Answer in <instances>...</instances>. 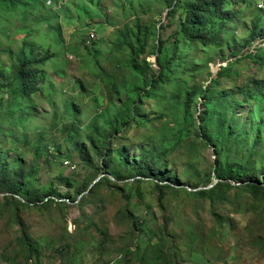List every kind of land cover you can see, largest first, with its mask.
<instances>
[{"label":"rangeland","instance_id":"374dc122","mask_svg":"<svg viewBox=\"0 0 264 264\" xmlns=\"http://www.w3.org/2000/svg\"><path fill=\"white\" fill-rule=\"evenodd\" d=\"M27 1L30 5L24 10L19 7L14 11L0 9V68L10 65L11 53L19 49L27 32L34 34L28 39L36 46L39 42L44 48L52 44L58 58H65V62L59 68V74L53 71L48 74V70L43 69L44 76H49L47 88L37 89L34 98H27L21 104L22 108L10 110L14 105L8 108L9 103L5 106L2 103L0 108V180H5V184H23L22 196L18 197L26 203L25 206H14L11 201H5L4 194H9L0 183V264H264L263 209L238 190L230 191L228 201L217 205L167 192L165 196L169 202H165L164 207L158 203L157 190L147 186L140 188L143 201L134 199L135 205L131 206L125 196L136 192L132 180L117 184L118 190H111L101 182L108 189L103 188L92 197L88 192L82 196L84 191L78 193L84 184L91 185L98 178L103 179L106 165L110 172H116L117 154L124 151H108L90 128V125L101 127L100 119L95 124L92 119L97 111H107L109 98L112 100L108 91L112 81L123 79V71L106 49L116 42V34L123 27H139L145 38L144 27L159 31L161 25H167L177 14L172 15L165 5L159 8L155 0H143L150 9H143L141 0H38V4ZM253 7L238 5L236 11L249 31H252L253 21L260 19L261 35L264 36V11ZM93 17L96 18L93 20ZM244 33L245 30L239 29L238 39H244ZM91 34L94 39L88 43ZM151 37L152 41L155 35L151 34ZM83 42L89 48L82 47ZM156 43L153 42L152 51ZM259 49H264L262 37L249 50H243L244 54L250 52L253 56L248 60L243 58L231 68L236 76L222 82L218 92H238L234 98L244 103L240 91L250 82L247 78L264 80V67L261 68L264 52L259 54ZM232 50L231 47H219L214 51L182 43L177 62L167 72L165 86L158 87L155 92L149 93V88L145 92L134 89L133 77L126 74L127 89L110 102V114L113 116L117 112L126 93L133 91L136 95L135 91H138L140 103L146 106L141 113L145 126L155 120L149 127L153 130L151 137L142 145L124 147L130 168L140 165L146 151L154 156L164 154L156 168L159 178L179 188L193 190L199 185L200 189H206L218 183L214 169L216 158L221 155L226 165L239 162L248 168L251 179L257 175L264 183L263 166L259 162L262 154L257 152V148L264 147V110L256 119L253 130L249 127L251 124L238 128L246 134L243 140L237 137L239 144L232 143L218 151L212 140L206 145L200 144L202 134L199 131L192 133L201 127L199 115L205 112L204 99L211 97L212 89L204 97L198 92L192 103L194 110L189 109L193 110L190 115L196 127V130L188 131L189 139L170 153L166 154L163 149L153 151L157 144L171 143L177 136L174 129L181 128L185 95H172L174 101L169 107L167 94L171 97V91L177 89L184 93L187 89L201 91L211 86L221 69L234 62L230 57ZM96 54H100L98 58L101 59L99 78L104 74L100 80L90 72L95 68L98 74V65L93 59ZM155 59L149 57L148 61L151 63ZM206 65L208 71L204 68ZM152 70L145 78L157 75L158 63ZM174 71L177 74L171 76ZM100 83L108 87L107 93ZM94 84L100 88L93 89ZM143 97L146 98L143 100ZM99 106L102 108H97ZM130 106L133 107V102ZM70 108L76 112L72 113ZM234 112L237 120L251 123L248 113L253 112V108L245 105ZM136 135L132 133L131 137ZM197 135H200L198 139ZM190 140L199 145L189 152ZM36 155L41 156V163L34 166V175L30 176ZM240 156L251 161L250 165L247 166ZM106 159L109 160L105 163ZM60 174L64 179L59 180ZM207 178L211 183L205 187ZM62 180L66 183H61ZM123 183L128 187L124 188ZM51 185L60 191L61 201L67 193L72 198L77 197V201L67 200V206L51 204V197L47 196ZM37 200L38 204L34 203ZM149 211L151 215H148ZM135 216L146 221L144 228H153L162 237L142 252L137 247L142 237L141 229L135 227L131 219ZM22 235L32 242L33 255L23 243Z\"/></svg>","mask_w":264,"mask_h":264},{"label":"trees","instance_id":"16d2710c","mask_svg":"<svg viewBox=\"0 0 264 264\" xmlns=\"http://www.w3.org/2000/svg\"><path fill=\"white\" fill-rule=\"evenodd\" d=\"M37 1L38 0H33V4H38ZM155 4L159 8L165 5L167 9L171 11V14L174 15V13H176L177 17H174L173 20L170 19L167 25H161L159 31L144 27L143 30H146L145 38L141 36L139 27H123L116 34V42L106 49L109 54L113 56L115 64L123 71L122 81H112V86L110 85L109 87L108 91L112 96V100L119 97L123 91L127 89L126 78L128 76L126 74L128 73L133 77L132 79L135 83L132 84L133 88L136 90L140 89L145 92L148 90L147 88H149L148 92L150 93L155 92L158 87L165 86L167 72L173 64L177 62L180 45L182 43H184L185 46L193 44L202 49H212L214 51L219 47H222V49L231 47V50L234 48L232 50L233 52L230 54L234 62L229 64V67L221 69L217 77L212 80L211 86L206 89H201V91L193 88L187 89L184 93L180 89H177L171 91V97L167 94L166 97L169 100H166L169 107H171V102L174 101L172 95L176 93L185 95L183 99L184 104H182L183 113L181 111V128L174 129L177 131V136H175V139L171 143L162 142L160 145L157 144L158 146H155L153 151H160L163 149L167 154L172 152L175 147H178L182 141L189 139L190 135L188 131L191 132L192 130H196V127L192 124L193 121L190 115V111L194 110L192 103L195 101L198 92L200 96L202 94L204 97L211 89L213 91L211 97L208 98V100L204 99L205 103L203 102L205 112L199 115L201 127L199 130L192 133H197L199 131L202 134V139L199 140L202 142L200 144L206 145L207 142L212 140L217 151L224 147H228V145L232 143L239 144L238 139L243 140L246 134L238 128H246L251 124L249 127L253 130V128H255L254 123L256 119H258L261 112L264 110V80L261 81L257 79L251 81L253 77L247 78L250 82L244 85L240 91L245 99L244 103H239L234 98V95H237L238 92L231 93L229 91L228 93H220L218 90L221 88L222 82L227 78L236 76L231 69L234 65L242 62L243 58L248 60L253 56V53L250 52L244 54L243 50H249L255 40L259 36H262L260 19L253 21L252 31H249L246 23L236 11L238 5L241 7L245 5L247 8H252L253 0H155ZM29 5L30 2L27 0H0V9H5L7 11H14L17 7H19L20 10H24ZM141 7L143 9H150L148 5H141ZM95 18L96 17H93L92 19L94 20ZM239 29L245 30L244 39H238L237 31ZM58 30L60 29L58 28ZM151 34L155 35L152 41ZM33 35L34 34L27 32L21 39L19 49L11 53L12 59H10V65L5 69H3V67L0 68V108L2 103L3 106L9 103L8 108L14 105L10 110L13 108H22L21 104H23L27 98H34L37 89L47 88L49 76H44L43 69L46 68L48 74L52 73V71L55 74H59V68L63 62H65V58H58L56 52L53 50L54 46L52 44H47V47L44 48L43 43L39 42L36 46L32 40L28 39ZM154 41H157V43L155 44L154 51H152V44ZM240 42H242V44H240ZM237 46L240 47L237 48ZM82 47H86V49L89 48L85 42H83ZM3 51L6 52V48H4ZM257 52L261 54L264 52V49H259ZM99 55L100 54H96L93 56V59L98 65V74L96 75L95 68L90 70L89 67V70L93 76H97L100 80L103 79L104 74L99 78L101 66V59L98 58ZM149 57H155V62L150 63L148 61ZM157 63L159 65L157 75L153 76L151 79L145 78L147 74L153 71L152 67L153 65H157ZM88 64L90 65V63ZM263 67L264 64H261V68ZM204 68L208 71V65ZM176 74L177 72L174 71L171 76ZM50 78H53V76ZM100 85L102 84L100 83ZM234 85L236 84L234 83ZM183 86L186 85L183 84ZM94 87L100 88L99 85L96 84H94L93 89ZM102 87L107 93L106 90L108 87L103 85ZM135 92L137 93L136 95H134L135 93H133V91L125 94L126 99L113 116L109 111L110 102L112 101L110 98L107 111L101 113L97 111L95 113L96 115L92 119V124L100 122V119L101 127L96 128L90 125V128H92L94 134H98L97 140L100 141L108 151H119L122 149L124 151L117 154V171L110 172V167L106 165L103 168V171H105L104 174L106 175L102 179L103 181L101 180L98 182L92 189H90L92 184L89 185V183L84 184L82 187L80 186L81 189L78 193L80 194L84 191L81 196L86 192H88V195L91 197L96 196L103 188L108 189V187L101 185V182L110 186L111 190H118L117 184L132 180V183L136 185V192L134 195L125 196V199L131 203V206L135 205V203L132 202L134 199H138L141 202L143 201L144 196L140 192L142 186H147L149 188L154 187L157 190L159 193L158 203L162 207H164L165 202H169V198L165 196L167 192L175 193V195L178 196L184 194L185 196L217 205L228 201L227 195L230 191L238 190L240 193L251 197L252 201L258 204L259 208L263 209L262 211L264 212V183L262 179L257 175L251 179L247 171L248 168L242 166L239 162L226 165L221 155L216 158L214 169L218 183L210 190L198 192H189L186 188H179L172 184H167L163 178H159L156 168L164 154L154 156L152 152L147 153L146 151V154L144 153L145 159L141 160L140 165L130 168V166L127 165L126 149H124V147L129 145L130 147L137 148L142 145L144 140L151 137L153 130L149 127L155 122V120H151L148 127L145 126L146 123L145 120L141 118V113L145 111L142 108L146 106L140 103L141 93L138 91ZM145 98L146 97H143L142 99L144 100ZM158 100L160 102H165V100L160 98H158ZM131 102H133V107L130 106ZM245 105L253 108V112L248 113V119L251 123L242 122L235 117L236 113L234 111L241 110ZM190 107L193 108V110H189ZM97 108L102 107L99 106ZM70 111L72 113L76 112L72 108H70ZM258 127L257 125L256 128L258 129ZM257 129H255V131H257ZM237 131L239 132L237 133ZM132 133H137L135 138L131 137ZM72 135L73 133L67 139L72 137ZM199 136L200 135H197V139ZM223 142H226V144H223ZM198 145L199 144L195 141L190 140L187 150L189 152L194 151L198 148ZM248 146L251 147V145ZM118 147H121V149ZM257 152L262 154V158L259 162H261L264 171V147L257 148ZM84 156L85 155H83V157ZM40 157V155H36L34 160L35 164L33 163L30 168V176L32 174L34 175V166L41 163ZM240 157L245 159L244 161L247 166L250 165L251 161H248L244 156ZM109 159H106L105 163ZM76 165H78V163H76ZM62 177L63 176L60 174V177H58L59 180L64 179ZM60 182L63 184L66 183L65 180ZM0 183L4 187V192L9 194L3 196L5 201H11L14 206L26 205V203L18 197L22 196L21 190L24 188L23 184L20 182L5 184V180H0ZM210 183L211 181L209 178L205 179V187ZM232 183L235 185H232ZM127 187L128 185L124 184V188ZM199 188L200 186L197 185L196 189ZM59 193L60 191L56 189V186L51 185L49 187L47 196L51 197V204L61 206L66 205L67 200L76 202L78 199L77 197L72 198V196L67 193L65 199L61 201L62 198L59 199ZM82 198H84V196ZM38 201L39 200L34 203L38 204ZM148 215H151L150 211ZM131 219L134 226H139L141 229L140 233L142 237L138 240L137 246L139 251L142 252L145 251L147 247H153L157 241L162 239L153 228H144L146 221L141 217L135 216L131 217ZM22 241L27 246L30 254L33 255L34 250L31 246L32 242L25 238L24 235H22ZM119 263L120 262H114L113 264Z\"/></svg>","mask_w":264,"mask_h":264},{"label":"clouds","instance_id":"9594fccd","mask_svg":"<svg viewBox=\"0 0 264 264\" xmlns=\"http://www.w3.org/2000/svg\"><path fill=\"white\" fill-rule=\"evenodd\" d=\"M141 5H148L145 1H143V0H141ZM156 5V4H155ZM157 6V5H156ZM254 10H257V11H261V12H263L264 11V0H255V5H254ZM260 37H262L263 39H264V36L262 35V36H259L258 38H260ZM93 37H91V36H89L88 38H87V42L88 43H90L91 41H90V39H92ZM257 38V39H258ZM256 39V40H257ZM255 40V41H256ZM155 62V61H154Z\"/></svg>","mask_w":264,"mask_h":264},{"label":"water","instance_id":"95a60500","mask_svg":"<svg viewBox=\"0 0 264 264\" xmlns=\"http://www.w3.org/2000/svg\"><path fill=\"white\" fill-rule=\"evenodd\" d=\"M102 178L100 177V178H98L92 185H91V187H90V189H92L100 180H101ZM233 185H235L234 183H232ZM214 186H210V187H208V188H206V189H196V190H190V189H188V188H186L189 192H198V191H203V190H210V189H212ZM5 195V194H4Z\"/></svg>","mask_w":264,"mask_h":264},{"label":"built area","instance_id":"2783aa9c","mask_svg":"<svg viewBox=\"0 0 264 264\" xmlns=\"http://www.w3.org/2000/svg\"><path fill=\"white\" fill-rule=\"evenodd\" d=\"M91 37H93V35H92V34H91ZM65 165H66V166H70V164H69V163H66Z\"/></svg>","mask_w":264,"mask_h":264},{"label":"bare ground","instance_id":"6f19581e","mask_svg":"<svg viewBox=\"0 0 264 264\" xmlns=\"http://www.w3.org/2000/svg\"><path fill=\"white\" fill-rule=\"evenodd\" d=\"M92 39H94V38H92ZM92 39H90V41H92Z\"/></svg>","mask_w":264,"mask_h":264}]
</instances>
